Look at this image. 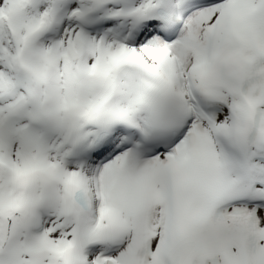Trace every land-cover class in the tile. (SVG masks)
Returning a JSON list of instances; mask_svg holds the SVG:
<instances>
[{"label": "snow or ice", "instance_id": "snow-or-ice-1", "mask_svg": "<svg viewBox=\"0 0 264 264\" xmlns=\"http://www.w3.org/2000/svg\"><path fill=\"white\" fill-rule=\"evenodd\" d=\"M0 264H264V0H0Z\"/></svg>", "mask_w": 264, "mask_h": 264}]
</instances>
